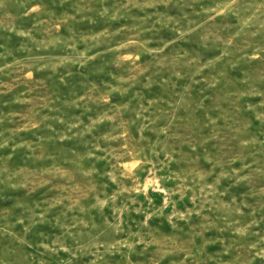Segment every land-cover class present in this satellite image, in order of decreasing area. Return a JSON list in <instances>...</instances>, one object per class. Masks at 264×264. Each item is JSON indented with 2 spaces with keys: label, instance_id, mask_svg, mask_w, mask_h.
I'll return each mask as SVG.
<instances>
[{
  "label": "rangeland",
  "instance_id": "374dc122",
  "mask_svg": "<svg viewBox=\"0 0 264 264\" xmlns=\"http://www.w3.org/2000/svg\"><path fill=\"white\" fill-rule=\"evenodd\" d=\"M0 264H264V0H0Z\"/></svg>",
  "mask_w": 264,
  "mask_h": 264
}]
</instances>
